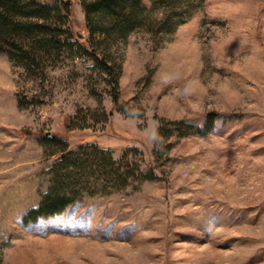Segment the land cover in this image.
I'll return each mask as SVG.
<instances>
[{
  "label": "rangeland",
  "instance_id": "obj_1",
  "mask_svg": "<svg viewBox=\"0 0 264 264\" xmlns=\"http://www.w3.org/2000/svg\"><path fill=\"white\" fill-rule=\"evenodd\" d=\"M190 1L172 30L135 29L103 61L79 45L97 41L80 0H56L60 46L19 31L34 60L0 48V264H264V0ZM45 134L130 146L157 176L26 218L62 145Z\"/></svg>",
  "mask_w": 264,
  "mask_h": 264
},
{
  "label": "trees",
  "instance_id": "obj_2",
  "mask_svg": "<svg viewBox=\"0 0 264 264\" xmlns=\"http://www.w3.org/2000/svg\"><path fill=\"white\" fill-rule=\"evenodd\" d=\"M29 1L26 7L28 9H22L20 0H0V48L6 49L12 58L35 59L24 48L25 41H17L19 39L14 37L13 34H18L19 31L30 36L27 39L30 45L39 43L58 47L64 42L55 29L60 32L65 29L52 25L57 17L62 16L56 0ZM148 1L150 4H146L144 0H80L91 40L97 38V41L90 50L84 44H78L93 58L103 61L102 57L110 55L109 47L113 40L116 42L119 38L124 39L135 29L145 30L157 37L163 31L172 30L191 13L190 0ZM69 3L65 1V8H68ZM19 11L24 12V17L34 16L43 20L24 21L17 18L21 16ZM33 26L38 31L36 35L31 34ZM5 44H11L15 49L12 51ZM99 50L104 54H100ZM113 65L104 60V67L113 78L111 89L115 91L118 87L119 67L114 70ZM113 98L117 99L116 93ZM70 122L71 117L67 122L68 126ZM43 137L56 144L60 141L62 145L51 151L55 153L51 164L53 177L39 204L26 214V218L58 212L85 194H108L132 181L157 176L152 170L142 169L137 160L130 158V146L116 157L111 150L94 141L68 146L56 135L45 134Z\"/></svg>",
  "mask_w": 264,
  "mask_h": 264
},
{
  "label": "water",
  "instance_id": "obj_3",
  "mask_svg": "<svg viewBox=\"0 0 264 264\" xmlns=\"http://www.w3.org/2000/svg\"><path fill=\"white\" fill-rule=\"evenodd\" d=\"M46 134H49V132H46Z\"/></svg>",
  "mask_w": 264,
  "mask_h": 264
}]
</instances>
